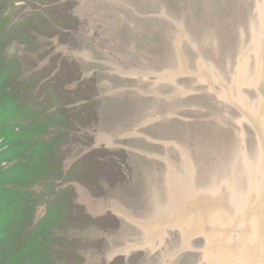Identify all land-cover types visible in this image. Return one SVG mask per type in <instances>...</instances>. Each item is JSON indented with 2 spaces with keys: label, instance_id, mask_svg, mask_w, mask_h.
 <instances>
[{
  "label": "water",
  "instance_id": "water-1",
  "mask_svg": "<svg viewBox=\"0 0 264 264\" xmlns=\"http://www.w3.org/2000/svg\"><path fill=\"white\" fill-rule=\"evenodd\" d=\"M238 1L138 50L84 35L88 0H0V264H264V0Z\"/></svg>",
  "mask_w": 264,
  "mask_h": 264
},
{
  "label": "rangeland",
  "instance_id": "rangeland-1",
  "mask_svg": "<svg viewBox=\"0 0 264 264\" xmlns=\"http://www.w3.org/2000/svg\"><path fill=\"white\" fill-rule=\"evenodd\" d=\"M158 0H92L89 3V13L94 15L88 21H86L85 26L82 29V33L88 36L90 32L91 37L96 38L97 29H111L112 34H116L121 37V39L127 38L132 34L134 43L136 44L138 50L141 47L142 42L140 41L141 31L140 27L146 26L154 28L160 22L174 23L176 21V10L184 0H162L168 4V13L164 14L156 12L154 2ZM198 0H188L187 4L184 6L188 17L191 20H197L195 17V12L199 9ZM220 2L229 9H235L240 1L238 0H220ZM77 4V2H74ZM213 2H208L206 8L214 6ZM85 6V5H83ZM88 9V6H86ZM85 7V8H86ZM94 20V22H93ZM96 28V29H95ZM152 38V34H151ZM153 51V48H152ZM136 55V54H135ZM137 56V55H136ZM127 57V56H126ZM138 58V56H137ZM129 60V58H127ZM144 62H148L145 58ZM134 63H138V60H134ZM109 80V77H108ZM141 95V94H139ZM151 97V96H149ZM129 99H132L131 97ZM149 98H144L141 100L143 103H148ZM140 102V101H139ZM128 117V115H127ZM145 117L148 116L145 114ZM156 123H151V129L155 128ZM127 130V127L122 129L124 133ZM138 148L143 149V145H138ZM119 180H122L119 178Z\"/></svg>",
  "mask_w": 264,
  "mask_h": 264
}]
</instances>
